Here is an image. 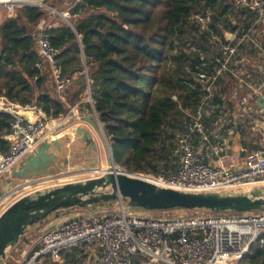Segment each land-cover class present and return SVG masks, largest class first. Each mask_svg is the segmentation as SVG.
Here are the masks:
<instances>
[{"label": "trees", "instance_id": "obj_1", "mask_svg": "<svg viewBox=\"0 0 264 264\" xmlns=\"http://www.w3.org/2000/svg\"><path fill=\"white\" fill-rule=\"evenodd\" d=\"M233 1L71 0L69 17L52 15L55 21L45 28L47 11L20 7L0 24V98L58 117L89 87L114 163L127 173H175L178 138L189 134L198 113L203 133L192 132L194 147L207 140L225 105H233L223 99L229 84L216 75L226 59L235 60L229 53L234 42L226 33L234 32L236 14L250 12ZM51 4L58 8L63 1ZM199 18H208L204 27ZM41 30L58 51L55 73L71 79L65 102L53 71L39 56ZM206 101L208 113L202 109ZM12 122L9 113L0 112V153L8 149L2 137ZM75 250L62 253L61 264H81L73 260ZM136 263L145 264L143 259ZM237 264H264V247L252 246Z\"/></svg>", "mask_w": 264, "mask_h": 264}, {"label": "built area", "instance_id": "obj_2", "mask_svg": "<svg viewBox=\"0 0 264 264\" xmlns=\"http://www.w3.org/2000/svg\"><path fill=\"white\" fill-rule=\"evenodd\" d=\"M233 4L237 9L255 13L264 21V0H234ZM23 6L42 8L43 4L39 0H0V7L5 8L8 17L15 16L17 9ZM68 17L67 13L63 14V18ZM198 20L204 27L208 18ZM245 39L247 37L243 36L241 40ZM37 46L39 56L53 71L58 96L65 102L64 91L71 79H61L55 73L58 51L49 45L43 30L38 35ZM234 51L230 49V55ZM37 66L40 67L39 64ZM0 101H3L0 102V112L13 117L8 133L2 137L8 149L0 153V193H4L0 196L1 215L12 201V197L7 198L12 196L14 188L3 190L11 173L37 151L49 126L64 128L78 122L82 113L78 109L79 104H67V112L58 117H53L52 112L46 116L43 111L35 110L36 117L30 118L4 98ZM246 101L243 98V102ZM92 111L96 117L94 109ZM195 131L203 133L200 113L189 126V134L178 138L174 154L179 157V168L175 173L167 176L135 173L133 176L182 191L264 189V146L248 152L242 164L235 163L233 159L224 164L223 157L216 151L218 163L212 165L199 157L190 141ZM176 210L180 214L171 217L144 216L117 201L107 210L86 211L44 231L37 247H26V256L18 264H61L62 253L84 245L97 247L96 264H135L138 259H143L145 264H237L252 246L264 247V211H189L193 214L188 215V210ZM8 257L12 259V255Z\"/></svg>", "mask_w": 264, "mask_h": 264}, {"label": "water", "instance_id": "obj_3", "mask_svg": "<svg viewBox=\"0 0 264 264\" xmlns=\"http://www.w3.org/2000/svg\"><path fill=\"white\" fill-rule=\"evenodd\" d=\"M231 36L227 33V40ZM87 91L90 92L89 87ZM257 104L260 107L264 105L263 97L258 98ZM86 120L96 135L101 132L105 137L109 172L99 173V176L83 181L63 183L44 191L38 190L11 203L0 215V264L7 258L8 251L25 238L27 232L44 225L50 217H59L77 210L110 209L117 201L136 212L173 209L209 213L264 211V189L182 191L158 186L125 173L113 161L108 139L97 116ZM76 133L79 139L71 148L57 140L40 143L37 151L24 159L19 169L8 178V184L14 188L12 194L53 179L66 172L69 166H79L81 170H97L99 149L94 134L83 128H78ZM69 153L72 155L68 157ZM16 181L23 183L15 185ZM3 195L0 193V196Z\"/></svg>", "mask_w": 264, "mask_h": 264}, {"label": "crops", "instance_id": "obj_4", "mask_svg": "<svg viewBox=\"0 0 264 264\" xmlns=\"http://www.w3.org/2000/svg\"><path fill=\"white\" fill-rule=\"evenodd\" d=\"M8 16L5 14L3 9H0V24L6 19ZM234 23L236 24V28L233 33H230L232 36L227 41H233L234 46L231 49H234L235 60L226 59L221 66V69L216 72V75H222V84L228 85V88L224 90L223 99H230L233 101V105L231 107L225 105V112L227 114L230 110H236L241 114L245 115H260L263 116L261 120V124L264 126V105L262 107L258 106L257 100L259 97H263L264 99V21L258 19V16L252 12H243L239 11L234 18ZM227 34V33H226ZM243 36L247 37V40H241ZM223 69V70H222ZM213 78L212 81H214ZM204 83V80L202 81ZM211 85V84H210ZM212 90H214L211 85ZM211 87L207 88V91L210 93ZM223 88L220 89V91ZM90 94V93H89ZM88 91L82 94L79 99L74 104H79L78 109L82 113V116L75 122L74 124H70L65 126L64 128H52L49 126L47 131V135L45 140H57L59 143L65 144L67 147L71 148L73 143L78 141L79 135L76 133L78 128H83L86 131L94 134V141L98 145L99 149V166L98 170H81L77 169L78 166H69L66 172L56 175L53 179L42 182L38 185L48 184L57 180L66 179L73 176H84L85 172H93L88 175L91 176L93 174H99L102 172H106L107 167H105L107 162V144L105 141L104 135L100 132L99 135H96L93 131L91 125L87 122L86 119H94L93 115V102H89L90 96ZM243 98H246V102H243ZM3 102V101H0ZM73 105V104H72ZM18 110L25 115H28L30 118L36 117L37 113L35 110H27L20 109ZM51 127V128H50ZM229 134H235L232 128H229ZM243 137V136H239ZM67 138V140H66ZM231 137L227 142H222V149H218L208 143H205L204 137L201 139L200 144L195 147L196 151L199 154V157L206 163L216 165L217 155L216 151H219V155L223 157V163L227 164L228 161L234 160L237 164H242V160L245 155L253 150L259 149L264 146L262 144L260 147L251 148L250 144L245 143L244 141L241 143L234 144L231 141ZM264 139V134H263ZM231 142V144H228ZM72 154L69 153L68 157ZM19 169V168H18ZM23 182L16 181L15 185H21ZM3 190L9 187H13L8 184V179L4 183ZM32 187L26 189H22L21 191H26ZM1 192V190H0ZM19 197V196H18ZM18 197L12 199L11 203L19 199ZM107 210V209H106ZM87 210H77L67 212L60 217H55L49 219L47 223L42 226H37L32 228L30 232L26 235V240L28 244L24 243L25 248L30 247L29 244L32 243V239L30 238L34 231L39 230L46 231L54 226L60 225L64 221L69 218H73L76 216H80L86 213ZM46 229V230H44ZM31 248V247H30ZM98 249L95 246H87L84 245L75 250V255L73 260L81 261V264H96V257L98 255Z\"/></svg>", "mask_w": 264, "mask_h": 264}, {"label": "rangeland", "instance_id": "obj_5", "mask_svg": "<svg viewBox=\"0 0 264 264\" xmlns=\"http://www.w3.org/2000/svg\"><path fill=\"white\" fill-rule=\"evenodd\" d=\"M41 2V4H43L42 9L47 11V13L50 15V18L46 21V23L43 25V28H45L46 26H48L49 24H51L52 22H54V18L52 15H59L61 17H63V14L67 13L68 14V10L70 7L69 2L71 0H62L63 4L62 6H58V8H54L52 6V1L55 0H39ZM0 9H3L5 11V8L0 7ZM6 14V12H5ZM67 19V18H64ZM223 70V69H222ZM204 78V77H202ZM204 80V83L206 85V83L209 81V78L206 77ZM211 87V85H209ZM208 86V87H209ZM207 87V88H208ZM212 87L210 89V93H212ZM209 107V103L206 101L203 105H202V109L203 111H205L206 113H208L210 111V109H208ZM231 119V120H230ZM263 119V116L260 115H245V114H241L240 112L236 111V110H230L227 114H223V116L221 117V119L219 120V123L210 125L212 127H214V130L210 131L209 134L207 135V140L208 142L204 141L205 143H208L218 149H222V142H227V140H229V137H231V141L234 144L237 143H241V139L242 142L244 141L247 144L251 145V148L253 147H260L262 144H264V139H263V134H264V126L261 124V120ZM232 121V122H231ZM217 127V128H216ZM226 127H230L233 129V131H235V134L230 135L229 134V129L226 131ZM239 136H243L242 138ZM211 137V138H210ZM228 144H231V142H229ZM253 146V147H252ZM107 160L109 158V153L107 151L106 154ZM84 161V160H82ZM84 163V162H83ZM86 163V162H85ZM117 166V165H116ZM105 167H107V165H105ZM120 170L124 171L125 173H127L123 168L117 166ZM77 169H79V166L76 167ZM129 175H134L135 173H127ZM100 174H93L91 176L88 175H84V176H73V177H69V178H64L61 180H57L48 184H44V185H37L35 187H32L26 191H16L15 193L12 194V196H8L7 199L10 198L11 200L18 197L21 198L27 194H33L35 191H44L45 189L63 184V183H69V182H76V181H83L85 179H89L90 177H97ZM126 207V206H125ZM142 213V215H147V216H151V217H171L174 215H178L180 214V212H177L176 209L173 210H166V211H150V212H139ZM188 215L193 214V212H186ZM200 213H206L205 211H200ZM63 215V214H62ZM61 216V215H60ZM59 216V217H60ZM54 217H50V219H52ZM46 230V229H44ZM28 233H32V232H27ZM26 234V235H27ZM42 234V231L36 230L34 231V233L31 235V241L32 243L29 244V246L32 248L37 247L38 241L40 239V236ZM25 235V237H26ZM28 244L27 241H21L18 246L16 247L15 251L11 252L12 250H9L7 253V257L12 255V259L10 257H8V259L3 260V262L1 264H18L20 263L24 257L26 256V253L24 252L25 250V246L24 243ZM62 263V262H60ZM137 264V263H136Z\"/></svg>", "mask_w": 264, "mask_h": 264}, {"label": "bare ground", "instance_id": "obj_6", "mask_svg": "<svg viewBox=\"0 0 264 264\" xmlns=\"http://www.w3.org/2000/svg\"><path fill=\"white\" fill-rule=\"evenodd\" d=\"M98 170V169H97ZM106 172H109V169H108V167H107V169H106ZM86 173V175H90V174H92L93 172H85ZM27 188H29V187H27ZM26 189V188H25Z\"/></svg>", "mask_w": 264, "mask_h": 264}]
</instances>
